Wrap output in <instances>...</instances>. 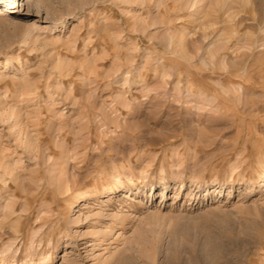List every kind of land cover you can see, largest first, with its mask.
I'll return each mask as SVG.
<instances>
[{"label":"rangeland","instance_id":"1","mask_svg":"<svg viewBox=\"0 0 264 264\" xmlns=\"http://www.w3.org/2000/svg\"><path fill=\"white\" fill-rule=\"evenodd\" d=\"M11 1L0 264H264V0Z\"/></svg>","mask_w":264,"mask_h":264},{"label":"bare ground","instance_id":"2","mask_svg":"<svg viewBox=\"0 0 264 264\" xmlns=\"http://www.w3.org/2000/svg\"><path fill=\"white\" fill-rule=\"evenodd\" d=\"M33 0H28L29 4L32 3ZM127 1V0H126ZM131 1V0H130ZM136 2V1H135ZM13 1L11 0H0V19L3 17H8L11 13L14 12V8L12 5ZM117 183V182H116ZM118 184V183H117ZM117 184H114L110 187V192L114 193L117 190H119V187ZM126 254V253H124ZM132 256V255H131ZM130 257V256H128ZM126 263V262H125Z\"/></svg>","mask_w":264,"mask_h":264}]
</instances>
